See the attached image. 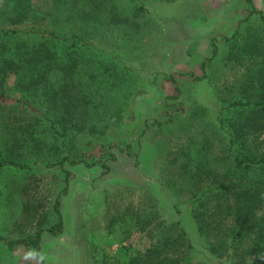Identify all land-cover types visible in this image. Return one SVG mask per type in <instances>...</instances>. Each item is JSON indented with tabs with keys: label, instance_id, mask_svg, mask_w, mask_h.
Listing matches in <instances>:
<instances>
[{
	"label": "rangeland",
	"instance_id": "374dc122",
	"mask_svg": "<svg viewBox=\"0 0 264 264\" xmlns=\"http://www.w3.org/2000/svg\"><path fill=\"white\" fill-rule=\"evenodd\" d=\"M62 1L25 0L23 25L38 16L57 20L58 28L94 38L116 58L80 53L71 74L49 71L41 85L25 90L9 76L7 91L30 96L63 138L53 140L41 127L33 132L26 126L32 119L24 114L14 115L8 122L15 124L6 126L5 114L13 115L1 110L0 154L30 167L0 168V235L19 239L56 223L53 205L64 175L53 163L63 155L88 163L106 161L109 146L128 144L134 154L139 141L137 165L113 150L116 160L108 162L110 172L104 176L98 167L65 166L71 176L67 194L59 198L63 232L56 237L43 233L40 243L43 264H114L121 253H126L122 261L131 257L135 263L149 246L148 219L172 217L163 206L160 185L173 187L182 180V170L205 171L208 184L214 180L207 179L210 172L224 179L231 159L217 122L218 104L264 97V0H252L253 10L245 0H90L85 10L79 3L61 6ZM6 2L0 0V20L12 12ZM213 47L216 53L210 58ZM207 59L204 73L200 66ZM176 88L178 98L169 99ZM236 115L227 117L237 121ZM259 125L244 139L254 157L264 156V120ZM186 178L197 189V178ZM166 193L175 196L176 187ZM181 223L192 245L191 264L229 263L205 249L190 218ZM164 231L173 233L171 226ZM168 247L159 241V253ZM245 262L250 264L248 255ZM0 264L40 262L31 249L9 251L0 242Z\"/></svg>",
	"mask_w": 264,
	"mask_h": 264
},
{
	"label": "trees",
	"instance_id": "16d2710c",
	"mask_svg": "<svg viewBox=\"0 0 264 264\" xmlns=\"http://www.w3.org/2000/svg\"><path fill=\"white\" fill-rule=\"evenodd\" d=\"M78 1L63 0L61 6L74 3L73 7L76 8L78 7L76 3H79V7L85 10L91 5L90 0H88L90 4L85 0ZM24 2L25 0H7L6 3L8 6L11 5L12 12L7 13L5 16L7 18L0 20V114L1 110L9 109L13 115L5 114L6 126L15 124V121L8 122V119L14 118V115L24 114L32 119L26 126L31 127L33 132L41 127L44 129L43 132H48L53 140H57L63 138V133L58 129L56 122L30 96L19 94L16 90L13 93L7 91L6 82L9 76L12 75L20 82L17 85L18 88L23 85V90H25L38 84L41 85L40 78L49 71L56 70L55 72L63 74V77L71 74L78 64L76 60L79 59L80 53L97 52L115 58L116 56L97 45L92 37L58 28L57 20L51 22L44 16H38L34 21L32 19L33 22L23 25ZM245 2L253 10L252 0H245ZM215 53L216 48L213 47L210 58ZM209 59L200 66L204 73L206 61ZM262 80L264 81V75ZM175 92L176 95L169 99L178 98L179 89L176 88ZM50 94L51 92L47 93V95ZM54 98L53 107L56 109L58 99L56 96ZM218 109L217 122L226 138V150L231 159L229 168L225 176L223 175L224 179H217V175L210 172L207 179L214 178V180L208 184L203 175L205 171L201 170L200 174L195 171L191 174L182 170L179 173L182 180L173 185L176 187L175 196H169L170 194L166 193L169 188L171 190L173 187H167L165 190L160 185L159 191L162 193L163 206L170 211L169 214L172 217L169 215V218L164 221H156L154 216L152 217L154 220L148 219L147 229L152 227L148 239L149 246L142 249L139 257L136 255L135 263L131 257L128 261H122L126 253H121L116 256L114 264H132V262L133 264H191L188 255L192 245L181 223V219L185 217L194 222L199 241L210 254L217 258H226L229 261L228 264H248L249 262H245L247 255L250 258V264H264V156H250L245 149L244 141L250 132L259 131V123L264 120V97L252 102L235 99L226 104H218ZM235 113L238 114L236 115L237 121H230L227 116ZM170 120L169 117L167 122ZM152 124L161 125L157 120H153ZM4 127L3 124L2 128ZM21 127L23 125L17 126L22 132ZM148 127L145 126L142 135ZM24 132L30 131L24 129ZM2 147L0 146L3 152ZM54 148L58 149L57 146ZM113 150L133 158L135 165L138 164L139 141L136 142V153L134 154L132 146L128 144L124 147L109 146V158L106 161L88 163L63 155L54 162L53 165L57 166L64 175V187L53 205L56 223L45 230L36 231L33 235L19 239H7L0 235V242L4 247L9 251L17 247L29 248L34 252L40 264H43L40 256L42 234L46 233L51 237H56L63 232L59 198L67 194L71 176L65 166H83L87 169L98 167L102 170L100 175L104 176L110 172L108 162L116 160ZM4 154H0V168L26 171L30 167L27 163L4 158ZM186 177L197 178L196 183L199 185L197 189L191 188L190 180ZM204 181L206 183L202 184ZM148 202H152V199ZM220 217H227L232 222V225H227L229 227L226 232L223 228L227 226L222 223ZM168 226H171L173 233L164 231ZM160 240L170 243V247L160 250L159 253Z\"/></svg>",
	"mask_w": 264,
	"mask_h": 264
}]
</instances>
